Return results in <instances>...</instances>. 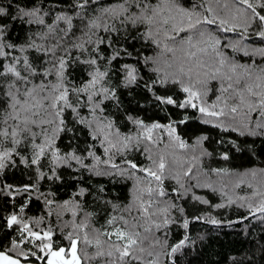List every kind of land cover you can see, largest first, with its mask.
Instances as JSON below:
<instances>
[{
    "label": "snow or ice",
    "instance_id": "snow-or-ice-1",
    "mask_svg": "<svg viewBox=\"0 0 264 264\" xmlns=\"http://www.w3.org/2000/svg\"><path fill=\"white\" fill-rule=\"evenodd\" d=\"M61 2L54 0L47 10L43 3L37 4L35 0H32L31 7L14 5L13 0H9L7 7L0 6V175L19 163L29 168L35 166L39 178H44L47 174L41 169L45 166L43 161L47 160L52 173L47 179L53 181L61 179L57 172L60 168L85 170L95 176L135 177L131 203L123 208L130 219L124 215L112 216L106 221V229H97L89 219L93 213H85L84 218L74 224L83 236L73 238L69 232L66 236L69 247L54 248L51 230L41 234L17 214H10L6 217L7 227L18 226L20 240H12L11 248L0 251V264H22V260L27 264L29 253L19 248L27 238L42 242L37 247L40 252L47 250L46 264H84L85 260H103L104 264H176L173 257L185 246L187 237L169 245L170 250L165 252L166 230L178 223L173 210L182 214L184 209L165 190V180L176 182L179 187L171 192L178 196L189 191L183 177L197 181L191 187L210 185H202L198 176L192 174V167L182 173L173 167L177 163L175 149L189 147L176 135V121L146 125L142 120L129 117L138 131L135 135H127L115 127L112 119L104 116L105 101L117 99L114 88L108 86L113 62L121 59L122 53L128 57L132 55L127 48L114 47L113 34L121 30L127 33L128 25L133 29L144 26L145 31L140 36L160 49L157 56H142L136 64L120 66L124 87L139 86L143 77L137 65L143 64L155 74V79L149 77L144 82L148 91H153L157 85L167 88L171 84L179 85L185 94L182 101H177L173 96L154 92L155 99L161 104L185 110L190 107L199 113L201 123L223 131L238 132L241 136H264V64L256 62L257 57L264 60V46L252 47L244 43L253 35L264 42V0H200L191 6L182 0H155L154 3L152 0H118L116 4L109 5H103L101 0H71L68 7L80 19L82 36L86 39L80 42L78 37L70 45L56 43L50 47L37 43L36 37L46 40L55 34L58 41H63L70 34L75 36L74 17L68 10H58ZM47 17H52L51 23H47ZM17 21L37 29L20 45L10 40V29ZM117 22L121 27H117ZM61 24L66 25V29L61 28ZM218 32L235 33L238 38H229L222 43ZM102 46L111 48V54L106 56ZM226 49L242 54L252 62L241 63ZM73 51L80 55L73 57ZM27 52L36 55L30 58L25 54ZM167 53L172 54L171 60L165 57L161 61ZM102 61L108 65L103 70L100 66ZM77 62L87 66V79L79 85L73 83L69 73ZM161 62L166 69H171L163 76L160 75ZM213 81L219 82L215 89L219 94L210 101L208 97L214 91L210 87ZM84 109H87L88 117L81 115ZM68 113H71V119ZM188 119L191 117L185 115L178 123L183 124ZM160 129L167 132L171 142L154 151L156 145L163 143L153 135ZM84 130L91 143L81 151L79 144L73 147L72 141L78 140L77 132ZM65 137L69 144L66 145L67 151H62L58 141ZM205 139L207 137H199L197 144ZM97 145L103 149L107 159L102 160L96 154ZM133 151L145 154L149 165L142 167L128 159L127 154ZM117 155L123 157L124 167L113 162ZM89 158L95 164L86 163ZM193 159L199 160V157ZM222 159L228 160L229 156L225 154ZM101 163L106 167L101 169ZM73 164L79 168L74 169ZM180 168H183V163ZM138 172L143 176H137ZM211 172L228 174L226 169L214 168ZM252 176L255 177L256 173L252 172ZM243 183L244 180L240 179L235 186L240 187ZM35 188L32 183L22 186L4 183L0 185V193L7 190V197L23 193L30 195ZM85 191L81 188L76 195L83 196ZM252 197H258V203L253 204ZM252 197L247 198L249 213L253 216L264 214V188L254 190ZM192 198L208 203L199 196ZM239 199L243 201L246 198ZM45 202L48 205L53 203L47 198ZM227 203L232 205L236 201L229 198ZM70 204L72 215L76 217L80 209L78 202L65 201L61 207L69 209ZM26 206H21V213ZM215 207L223 208L225 204ZM210 222L217 223L214 219ZM181 226L187 229L189 221L184 219ZM162 230L163 241L156 235ZM90 247L95 249L94 254L89 253ZM11 252H17V255L12 256ZM30 255L36 256V252ZM161 256L167 259L161 261Z\"/></svg>",
    "mask_w": 264,
    "mask_h": 264
},
{
    "label": "trees",
    "instance_id": "trees-1",
    "mask_svg": "<svg viewBox=\"0 0 264 264\" xmlns=\"http://www.w3.org/2000/svg\"><path fill=\"white\" fill-rule=\"evenodd\" d=\"M35 2L37 4L43 3L45 10H47L54 0H35ZM70 2L71 0H62L58 10H68L73 15L75 36L70 34L63 41H58L57 35L53 34L44 41L45 46L50 47L56 43L70 45L72 42H76L78 37L81 38L80 42L86 39V37L82 36L80 19L68 7ZM117 2L118 0H101L103 5L116 4ZM152 2L154 3L155 0H152ZM182 2L187 6H191L192 3H199L200 0H182ZM8 3L9 0H0V6L7 7ZM13 4H18L21 7H31L32 0H13ZM46 21L51 23L52 17H47ZM60 27L66 29L67 26L61 24ZM117 27H121L118 22ZM126 27L128 29L127 33L121 30L118 34H113L114 47L127 48L132 55L128 57L122 53V58L113 62L108 86L114 88L117 99L105 101L104 116L112 119L115 127L121 133L127 135H135L138 131L137 126L129 120V117L142 120L146 125H151L152 123L168 124L176 121V135L189 146L186 148L190 150L186 152L188 157L193 158L199 154L201 155V153H210V155H201L203 157L200 160L202 171L205 173L211 172V169L214 168L226 169L227 173L244 174L246 176H248L247 173L249 172L264 171V136H241L238 132L223 131L222 128L201 123L199 113L190 107L185 110L176 108L173 105L161 104L155 99L154 92L157 95L173 96L177 101H182L185 98V94L180 91L179 85L171 84L167 88L157 85L153 91H148L144 87V82L149 80V77L155 79V74L145 68L143 64L137 65L140 69V75L143 77L139 81V86L124 87L122 83L123 75L119 71L122 64H136L138 58L142 56H157L160 52V49L154 44L150 41L145 42L140 36L145 31L144 26L135 29L131 25ZM36 31L35 26L21 24L17 21L10 29V40L18 45L24 44L27 37ZM100 34L103 35V32ZM218 35L222 43L227 42L229 38H238L235 33L224 34L218 32ZM36 42H38L37 37ZM244 43L252 47L264 46V42H261L254 35L250 39L245 40ZM102 49L106 56L112 52V49L107 46H102ZM225 51L230 56H235L241 63L252 62L250 58L243 57L242 54L233 53L231 49H226ZM15 54L20 55V53ZM25 54L29 55L30 58L36 55L34 52ZM60 54L63 55V52ZM76 55H80V53L73 51V57ZM165 57L171 60L172 54H165V56L161 57V61ZM256 62L264 64V60L258 57ZM100 66L102 70L108 67L106 62L103 61ZM149 67H152V65H149ZM160 67L162 69L161 76L164 75L165 71H171V69L165 68L163 62H161ZM86 69L87 66L78 62L71 66L69 73L73 83L79 85L83 80L87 79ZM210 87L214 90L209 93L208 98L211 101L215 100V96L219 94L215 91L219 87V82L213 81ZM81 115L88 117L87 109L82 110ZM185 115L190 116L191 119H188L183 124L178 123L184 119ZM68 117L71 119V113H68ZM156 132H159V137L165 134L166 138L170 139L167 132L163 129ZM77 136L79 139L72 141V145L75 147L79 144V148L82 151L91 143V140L88 138L86 130L77 132ZM201 136L207 137V139L197 144V139ZM58 143L62 151H67L66 145L69 144L67 137L62 141H58ZM96 154L101 156L102 160L105 159L103 149L99 148L98 145ZM225 154L229 156L228 160L222 159ZM26 155L29 154L26 153ZM127 158L132 159L142 167L148 166L146 155L141 152H130L127 154ZM93 161V159L89 158L86 163L94 164ZM113 162L124 165L123 157L119 155L114 157ZM43 163L45 166L41 170L47 174L44 178H39L35 166L29 168L19 163L16 167H9L3 175H0V185L4 183L15 186H22L28 183L36 185V188L31 190L30 195L23 193L7 197V190H5V193H0V217H2L0 219V251H7L11 248L12 240H17V242L20 240L21 234L18 231V226H14L12 229L7 227L6 217L10 214H17L28 223L38 220L40 222L38 227L35 224H29V227L39 233L41 232L36 230L38 228L40 230L45 229V231L51 230L54 248H66L68 245L67 234L57 225L58 220L53 211L56 206L63 205L65 201H70L73 204L78 202L80 205L78 211L83 215L89 212L93 213V216L89 218L93 227L106 229V221L112 216L124 215L123 208L130 204L131 183L126 178L95 176L85 170L73 171L72 169L60 168L57 169V172L61 179L53 181L47 179V176L52 174L47 166V160L43 161ZM73 168L77 169L79 166L73 164ZM173 186L171 181L165 180V190L171 193V198L184 211L182 214L177 211L178 215L174 216V218L178 220V223L170 225L169 229L166 230L167 243L164 246V251H169V245H175L187 237L185 246L173 257L176 264H264V214L253 216L235 205L216 208L215 205L220 203L217 196L206 189L193 187L197 189L194 194H197L203 200H207V204L192 199L191 195L178 196L176 193H172L171 190L175 188ZM81 188L86 191L83 196H77L76 193H79ZM101 188L104 190L101 191ZM45 198L52 200L53 203L51 205L46 204ZM25 204L27 206L24 207V211L21 213L20 208ZM113 205L119 207L114 208ZM260 215L262 217L257 219ZM198 217L199 219H197ZM184 219L189 221L187 229L181 226ZM213 219L217 223H211L210 221ZM24 235L26 236L27 234L25 233ZM164 239L163 234L161 240L163 241ZM37 245H39V242L31 240V238L25 239L24 243L19 245V248L29 253L27 264H46V256L41 255ZM33 251L36 252V256L30 255ZM9 254L16 256L17 252ZM160 259L165 261L167 258L161 256ZM22 263H24L23 260Z\"/></svg>",
    "mask_w": 264,
    "mask_h": 264
},
{
    "label": "rangeland",
    "instance_id": "rangeland-1",
    "mask_svg": "<svg viewBox=\"0 0 264 264\" xmlns=\"http://www.w3.org/2000/svg\"><path fill=\"white\" fill-rule=\"evenodd\" d=\"M46 31V30H45ZM218 35V33H217ZM219 36V35H218ZM47 40V39H46ZM46 40H40L39 37H37V43L40 44H44V41ZM55 79V77L53 78ZM154 137H159V132H154ZM167 136L165 134H163L162 136L159 137V139L161 141H163V143H160L158 145H156V147L154 148V151L157 149H163L164 144L170 143V139L166 138ZM166 138V139H165ZM145 143H147V141H145ZM143 147V145H141ZM176 154H177V163L175 165H173V167L180 171L181 173L185 170H187L188 167H192V174H196L198 176V179L200 180L201 184H207L210 185V187L207 186H200L197 187L198 189L204 188L206 189L208 192H211L213 194H215L219 200V204L223 203L225 204V206H228V199L231 198L233 200L236 201V203L232 204L237 206L238 208L243 209L245 212L249 213L248 210V200L247 198L252 197L253 191L256 189H261L264 188V184H262L261 182L264 181V171H255L256 176L253 177L252 176V172L247 173L248 176L244 175V174H233V173H228L227 175H225L224 173H213V172H203L202 171V166H201V159L203 158L200 154L197 156L199 157V161L194 160L191 157L187 156L186 152H189L190 150L187 149H179L178 147L175 149ZM105 159H107V156L104 154ZM184 161H187V163H184ZM93 163L95 164V161H93ZM149 161L147 160V164L149 165ZM169 163H171V158H169ZM183 163V168H180V164ZM121 167H124V165H120ZM99 167L101 169L105 168L106 166L104 164H100ZM190 174V175H192ZM137 176L142 177L143 173H137ZM243 179L244 183L240 185V187H236L235 184L238 180ZM168 181H171L172 184L175 186V188H178L179 186L176 184V182L174 180H169L166 179ZM128 181H130L131 183V195H130V203L132 200V192L134 190V185L136 184V178H130L128 179ZM183 182L185 183L186 187H189V191L187 193H184L182 196L185 195H191L192 197L195 195L197 196V194H194V192L197 190L193 187H191V185H195L196 184V180H191L188 177H183ZM249 185H251V187H249ZM153 187L155 186V182H153ZM173 186V187H174ZM180 192L183 193V189H180ZM239 197H245V200H240ZM193 199V198H192ZM259 198L258 197H252L251 202L253 204L258 203ZM243 204L244 206L241 207L240 205ZM54 214L57 217L58 220V226L59 228L66 232V234L68 235L69 232H71L73 234V238H76L77 235H80L81 237L83 236L82 232H79L78 229L74 228V224H78L83 218L84 215L77 210V216L73 217L72 215V211H71V204L69 205V209H63L60 206H56L54 209ZM135 214V213H133ZM257 214H261V213H257ZM178 213L176 210H173V216H177ZM124 216L126 218L128 217V214L124 212ZM260 217H262L261 215L257 218L260 219ZM36 221H32L28 224H35L36 227L39 226V223H36ZM64 229V230H63ZM67 229V230H66ZM38 231L41 232V234H43V232H45V229L40 230V228L36 229ZM142 231V229H140ZM155 232V229L153 230ZM66 235V236H67ZM156 235L159 236V238L161 239V236L163 235V230L161 232H156ZM162 241V240H161ZM39 244H41V241H38ZM67 247H69V241L67 240ZM66 247V248H67ZM81 248H83V245H81ZM90 254H94L95 249L94 248H89L88 249ZM41 255H45L46 256V260L48 258V253L47 250H45V252H40ZM24 264V263H22ZM84 264H104L103 260H85Z\"/></svg>",
    "mask_w": 264,
    "mask_h": 264
}]
</instances>
